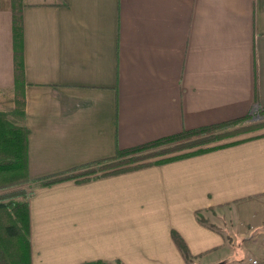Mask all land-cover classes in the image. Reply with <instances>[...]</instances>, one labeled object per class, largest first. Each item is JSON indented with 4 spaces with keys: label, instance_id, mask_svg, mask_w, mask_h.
I'll return each instance as SVG.
<instances>
[{
    "label": "crops",
    "instance_id": "obj_1",
    "mask_svg": "<svg viewBox=\"0 0 264 264\" xmlns=\"http://www.w3.org/2000/svg\"><path fill=\"white\" fill-rule=\"evenodd\" d=\"M21 16L32 179L264 107V0H22ZM12 51L0 0V99ZM239 140L29 183L31 264H264V130Z\"/></svg>",
    "mask_w": 264,
    "mask_h": 264
},
{
    "label": "trees",
    "instance_id": "obj_2",
    "mask_svg": "<svg viewBox=\"0 0 264 264\" xmlns=\"http://www.w3.org/2000/svg\"><path fill=\"white\" fill-rule=\"evenodd\" d=\"M22 0H11L12 16V60H13V89L6 96L12 104V115L18 117L15 121L6 118L0 110V264H31L30 221L28 212V198L31 191L19 188L26 183L34 186H48L59 181L76 178L78 182L93 178L109 176L125 171L142 168L152 164H161L184 158L190 155L206 152L221 146L236 143L240 140L205 148H196L180 154L167 156L152 162H139L142 158L157 157L168 152L214 142L228 136L238 134L248 128L263 126V122L242 126L251 119V113L234 119L204 125L193 129H185L178 133L161 137L152 141L127 148H116L113 156L92 161L81 166L50 174L45 177L32 179L27 169V133L24 124L25 98H24V66H23V40H22ZM3 96H1L3 100ZM259 115L264 118V107L256 108ZM156 152L141 153L161 145H168ZM138 161V162H137ZM137 162L132 165H124ZM124 165V166H123ZM107 166L113 169H106ZM195 214L203 222L200 212ZM173 240L189 263L193 256L177 233L172 232ZM226 264L227 261L220 262ZM105 264V263H103Z\"/></svg>",
    "mask_w": 264,
    "mask_h": 264
},
{
    "label": "rangeland",
    "instance_id": "obj_3",
    "mask_svg": "<svg viewBox=\"0 0 264 264\" xmlns=\"http://www.w3.org/2000/svg\"><path fill=\"white\" fill-rule=\"evenodd\" d=\"M6 96H8V95H4L3 96V100H2V98L0 99V110L4 112V114H5V116H6V118L8 120L13 122V121H15V118H18V117H16L15 115L14 116L12 115V104H11V102L9 100H7V98H5ZM258 122H263V124H264V118L261 115H259L257 109L256 110L254 109L251 112L250 121L247 122L246 124H243L242 126L247 127L248 125H250L252 123H258ZM263 130H264V125L263 126H258L256 128H251V129L248 128V129H245L244 131H242V132H240L238 134L228 136L227 138H223V139H220V140H217V141H214V142H210V143H207V144L199 145L197 147L185 148V149H181V150L168 152V153H165L163 155H160L159 157L158 156L157 157H148V158L144 157L139 162H152V161H156V160L161 159V158H165L167 156L180 154V153H183V152H186V151H191V150H194L196 148H205V147H210V146H213V145H219V144H224V143H228V142H231V141H236V140H239V139H242V138H245V137L256 135V134L260 133ZM168 146H171V144L161 145V146H158V147H156L154 149L145 150V151H143L141 153L156 152L159 149H164V148H166ZM137 162H129V163L124 164V165H132V164H136ZM106 169H113V167L107 166ZM28 184L29 183H26V184H23V185L18 186V187L19 188L22 187V188L26 189V192H29V185ZM6 191H9V190L8 189H1L0 193H4ZM256 233H257V231L254 232V235ZM237 260H238V258H237ZM240 260H242V259H240ZM191 261H192V259H191Z\"/></svg>",
    "mask_w": 264,
    "mask_h": 264
},
{
    "label": "built area",
    "instance_id": "obj_4",
    "mask_svg": "<svg viewBox=\"0 0 264 264\" xmlns=\"http://www.w3.org/2000/svg\"><path fill=\"white\" fill-rule=\"evenodd\" d=\"M254 109L256 110V107H254V108L252 109V111H253ZM252 111H251V112H252ZM252 262H253V263H257L256 260H253Z\"/></svg>",
    "mask_w": 264,
    "mask_h": 264
},
{
    "label": "water",
    "instance_id": "obj_5",
    "mask_svg": "<svg viewBox=\"0 0 264 264\" xmlns=\"http://www.w3.org/2000/svg\"><path fill=\"white\" fill-rule=\"evenodd\" d=\"M215 264H221V263L219 262V263H215Z\"/></svg>",
    "mask_w": 264,
    "mask_h": 264
}]
</instances>
